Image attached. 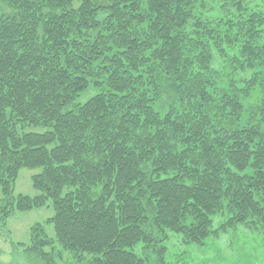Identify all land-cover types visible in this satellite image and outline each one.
<instances>
[{
	"label": "trees",
	"instance_id": "1",
	"mask_svg": "<svg viewBox=\"0 0 264 264\" xmlns=\"http://www.w3.org/2000/svg\"><path fill=\"white\" fill-rule=\"evenodd\" d=\"M0 3V227L53 210L19 245L172 264L171 232L264 233V0Z\"/></svg>",
	"mask_w": 264,
	"mask_h": 264
},
{
	"label": "rangeland",
	"instance_id": "2",
	"mask_svg": "<svg viewBox=\"0 0 264 264\" xmlns=\"http://www.w3.org/2000/svg\"><path fill=\"white\" fill-rule=\"evenodd\" d=\"M1 8V3H0ZM217 65L214 59L213 66ZM83 96L81 100H85ZM35 129V128H31ZM41 169L23 168L15 183V193L37 195L31 177ZM53 215L52 208H36L28 212H16L0 227V264H45L36 252L26 251L20 243H28L30 230L36 223H45ZM225 216L217 214L213 227H219ZM50 237H54L52 225H46ZM55 244V243H54ZM167 259L172 264H264V233L252 231L246 225H238L222 231L218 236H211L206 245L188 244L181 236L170 233L167 242ZM48 252L50 248L46 249ZM57 264H74L73 255L55 244ZM61 254L60 257L58 255Z\"/></svg>",
	"mask_w": 264,
	"mask_h": 264
}]
</instances>
